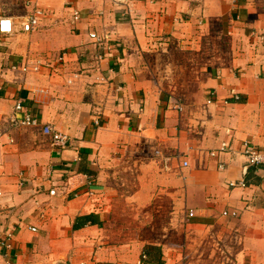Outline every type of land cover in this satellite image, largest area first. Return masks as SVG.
<instances>
[{
	"label": "crops",
	"instance_id": "crops-1",
	"mask_svg": "<svg viewBox=\"0 0 264 264\" xmlns=\"http://www.w3.org/2000/svg\"><path fill=\"white\" fill-rule=\"evenodd\" d=\"M0 14L17 26L0 37V241L15 235L0 264H264V167L240 154L264 149V0H0ZM19 101L38 125L11 128Z\"/></svg>",
	"mask_w": 264,
	"mask_h": 264
},
{
	"label": "built area",
	"instance_id": "built-area-1",
	"mask_svg": "<svg viewBox=\"0 0 264 264\" xmlns=\"http://www.w3.org/2000/svg\"><path fill=\"white\" fill-rule=\"evenodd\" d=\"M116 3H120L121 0H114ZM29 4H32V2H29ZM34 4V3H33ZM32 4V5H33ZM34 10L31 11L28 15L24 16L19 23L20 26V31L24 33H32L38 30L41 19L45 16V12L42 8L38 6V4L34 5ZM81 19V14L79 11L74 12V21H79ZM16 23L13 20L12 17L8 15H3L0 14V37L1 36H7V35H12L14 34L16 30ZM91 38L95 39V41L99 44H104L110 40V37L105 34L102 36H99L97 33H90ZM64 62V57L61 56L59 57L58 63ZM42 64L34 66L35 71H39L40 68L42 67ZM27 70V67L25 68ZM71 83V82H70ZM121 87L118 89L120 90ZM235 97L239 99V95L235 94ZM216 98V91L213 90L209 94L208 98V103H213V101ZM174 107L178 111H183V103L177 99L173 98L171 99ZM24 105L21 101H19L16 104L15 107V113L14 116L11 117L10 119V124L11 128H19L21 126H27V125H38L39 121L37 118H23L20 116V113L23 111ZM96 124H100L99 119L96 121ZM44 132L46 134H49L52 136L54 144L58 146L59 148L65 149L69 145V137L62 133L61 131L55 129L51 125H46L44 126ZM5 131L0 129V140L4 136ZM230 149V146L228 143H223L219 149V152H226ZM157 154H161L160 151L156 152ZM245 159L249 167H264V149H261L260 147L254 145L250 141H245L242 145L241 153H240ZM213 156L217 155V152L212 153ZM189 162L184 161L183 166H188ZM220 169H225V165L221 164ZM22 185L29 184V181L27 180L25 175H22ZM91 185V181L88 182ZM230 187H247V183L244 180L240 181H231L229 183ZM91 192V191H90ZM50 195H55L56 190L55 189H50L49 191ZM4 196V188L0 182V200ZM39 204V202L37 203ZM1 215V212H0ZM224 216H230V217H239V213L237 211H224L223 213ZM40 216L42 219L46 217V212L44 210L41 211ZM30 230L34 233L38 232V227L37 226H30ZM14 233L12 231L6 232L5 237L0 241V245L2 247H5L7 249L13 248V241H14ZM82 264H87V263H82Z\"/></svg>",
	"mask_w": 264,
	"mask_h": 264
}]
</instances>
